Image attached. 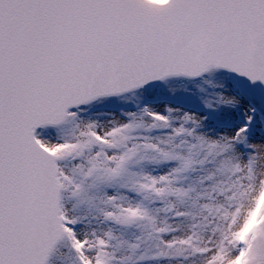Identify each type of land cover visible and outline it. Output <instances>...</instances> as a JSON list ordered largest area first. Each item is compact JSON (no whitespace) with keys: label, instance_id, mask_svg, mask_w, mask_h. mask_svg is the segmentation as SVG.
Here are the masks:
<instances>
[{"label":"snow or ice","instance_id":"1","mask_svg":"<svg viewBox=\"0 0 264 264\" xmlns=\"http://www.w3.org/2000/svg\"><path fill=\"white\" fill-rule=\"evenodd\" d=\"M0 264H264V0H0Z\"/></svg>","mask_w":264,"mask_h":264}]
</instances>
